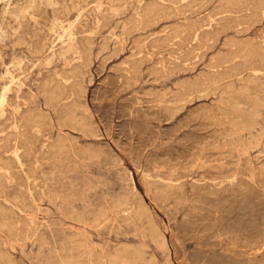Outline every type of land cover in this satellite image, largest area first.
<instances>
[{
	"label": "rangeland",
	"instance_id": "374dc122",
	"mask_svg": "<svg viewBox=\"0 0 264 264\" xmlns=\"http://www.w3.org/2000/svg\"><path fill=\"white\" fill-rule=\"evenodd\" d=\"M263 37L262 0H0V264H50L62 241L82 264L124 247L135 264H264V104L239 130L227 102L264 84L239 51Z\"/></svg>",
	"mask_w": 264,
	"mask_h": 264
},
{
	"label": "bare ground",
	"instance_id": "6f19581e",
	"mask_svg": "<svg viewBox=\"0 0 264 264\" xmlns=\"http://www.w3.org/2000/svg\"><path fill=\"white\" fill-rule=\"evenodd\" d=\"M239 1V0H238ZM264 2V0H262ZM242 3V2H241ZM243 4V3H242ZM257 20V19H256ZM189 31L192 33L193 36H196V31H197V27L192 26ZM263 34V33H262ZM254 36V35H253ZM258 38V37H257ZM234 49V48H233ZM237 51V50H236ZM235 51V52H236ZM239 51H242L244 55L249 56V57H257L260 61L263 62L264 65V37L259 40L256 41L254 43H246L240 46ZM233 54L228 53L227 55H224L219 62H216V65H220V63L222 62H227L229 58L232 57ZM214 73H217L216 71ZM121 78V76H120ZM122 80V79H121ZM215 83V75L213 76V74H209L207 77H203L201 80L199 81H195L192 82L190 84H187L186 86H184V89L188 92L190 89H198L199 91H205V89H199V87L202 86H210L211 84ZM229 86V85H228ZM252 87H254L253 85H249V84H245L243 87H241L238 91H234V90H228L229 94L227 96V102L229 103V112L231 115L230 120H232L233 126L236 127V129L239 130H248L250 128L253 127V125L255 124V119L256 116L259 113V107L262 106L264 104V84L262 85V87L260 89H258V93L254 94L251 93ZM255 89L258 88V86L255 85L254 87ZM260 92V95H259ZM262 92V94H261ZM50 94H52L50 92ZM154 103V102H153ZM247 105L246 108H244V106ZM170 116V115H169ZM200 118H202V116L200 115ZM187 119V118H186ZM204 119V118H203ZM202 119V120H203ZM27 121H32L31 118L27 119ZM79 121V120H78ZM205 124V122H204ZM208 126V125H206ZM198 127V126H197ZM203 127V126H202ZM217 130V129H216ZM214 132V131H212ZM85 133V132H84ZM221 133V132H220ZM210 135V134H209ZM214 135V134H213ZM219 136V135H218ZM221 136V135H220ZM207 138V137H206ZM217 138V136H216ZM223 138V137H222ZM60 139V138H59ZM77 139V138H76ZM218 139V138H217ZM221 139V138H220ZM73 140V139H72ZM222 140V139H221ZM64 141V140H63ZM63 141H60L57 143L56 148L58 151L62 150V148L65 146ZM243 143V142H242ZM238 146V145H237ZM236 146V147H237ZM243 146V145H242ZM87 148V147H86ZM231 148V147H230ZM229 148V150H230ZM88 149V148H87ZM91 149V148H90ZM95 150H93L92 152H94ZM233 151V150H232ZM89 152V151H88ZM90 151V153H92ZM97 152V151H96ZM99 153V152H98ZM97 153V154H98ZM199 153V152H198ZM94 154V153H93ZM92 154V155H93ZM224 154V153H223ZM16 155V154H15ZM195 155V154H194ZM219 155V154H218ZM231 155V153H230ZM99 156V155H98ZM96 156V157H98ZM192 156V154H191ZM199 156V155H198ZM18 156H16L17 158ZM90 157V156H89ZM220 158V156H218ZM232 157V156H231ZM191 158V157H190ZM194 158V157H193ZM233 158V157H232ZM192 160V159H191ZM116 161V160H115ZM202 162V161H201ZM230 162V161H228ZM238 162V161H237ZM202 163H205L202 162ZM235 163V162H234ZM175 164V163H174ZM187 164V163H186ZM225 164V163H224ZM229 164V163H227ZM185 165V164H184ZM188 165V164H187ZM193 165L194 162H193ZM201 165V164H199ZM232 165V164H230ZM178 166V164H177ZM233 166V165H232ZM243 166V165H241ZM179 167V166H178ZM190 167V166H189ZM174 168V166H173ZM192 168V167H190ZM231 167L229 166V169ZM172 169V168H171ZM177 169V168H176ZM184 169V168H183ZM124 170V169H123ZM225 170V169H224ZM231 170V169H230ZM233 170V169H232ZM231 170V171H232ZM179 171V169L177 170ZM241 171V170H240ZM124 172V171H123ZM188 172V171H186ZM213 172V171H212ZM223 172V171H222ZM239 172V171H238ZM176 173V172H175ZM215 173V172H214ZM221 173V170H220ZM143 174V173H142ZM177 174V173H176ZM223 174V173H222ZM227 174V173H226ZM229 174V173H228ZM236 174V173H235ZM242 174V172H241ZM246 174V173H244ZM118 175V174H117ZM174 175V174H173ZM221 175V174H219ZM180 176V175H179ZM215 176V175H212ZM226 176V175H225ZM236 176V175H235ZM238 176V175H237ZM243 176V175H242ZM245 176V175H244ZM183 177V176H182ZM177 178V177H176ZM179 178V177H178ZM167 179V178H166ZM182 179V178H181ZM230 179V178H229ZM165 180V179H164ZM243 180V179H241ZM166 181V180H165ZM171 181V180H170ZM239 181V179H238ZM155 183V182H154ZM166 183V182H165ZM164 183V184H165ZM244 183V182H243ZM234 184V183H233ZM249 184V183H247ZM245 184V185H247ZM168 185V183H167ZM208 185V184H207ZM206 185V186H207ZM238 185V184H236ZM241 185V184H239ZM243 185V184H242ZM252 185V184H251ZM169 186V185H168ZM172 186V185H171ZM178 186H180L178 184ZM248 186V185H247ZM246 186V187H247ZM167 187V186H166ZM208 187V186H207ZM213 187V186H212ZM238 187V186H237ZM236 189L239 190V187ZM162 188V187H161ZM165 188V187H163ZM215 188V187H214ZM254 188V186H253ZM232 189V188H231ZM241 189V188H240ZM246 189V188H245ZM161 190V189H160ZM159 190V191H160ZM223 190V189H222ZM254 190V189H252ZM164 191V190H163ZM168 191V189H167ZM243 191V190H242ZM156 192V191H155ZM169 192H171V190H169ZM245 192V191H244ZM163 193V192H162ZM253 193V192H252ZM159 194V193H158ZM166 194V192L164 193ZM163 194V195H164ZM167 194H170L167 192ZM166 194V195H167ZM169 196V195H168ZM205 196V195H204ZM250 196V195H249ZM163 197V196H162ZM161 197V198H162ZM177 197V196H176ZM179 197V195H178ZM253 197V196H252ZM66 198V197H65ZM138 198V197H137ZM174 198V197H173ZM180 198V197H179ZM246 198V197H245ZM244 199V198H243ZM248 199V198H247ZM176 200V199H174ZM179 200V199H178ZM249 200V199H248ZM251 200V199H250ZM117 202H121V203H126L129 206V214L130 217L137 219L139 221H143L145 223V228L147 230L148 235L150 236V238L152 239V241L156 244V246L161 249V250H165L166 249V242L163 238L162 233L158 230L157 226L149 219V215H148V211L146 209V207L144 206V204L141 202V198L140 199H136L134 201L130 200V196H128V194H123L122 196H120L119 198H117ZM178 202V201H177ZM176 202V203H177ZM180 203V202H179ZM173 204V203H172ZM76 217L77 220L80 219V215L76 214L74 215ZM5 219V218H4ZM87 224V223H86ZM77 228V227H76ZM80 228V227H79ZM141 228V227H140ZM78 229V228H77ZM83 231V230H82ZM263 234V233H262ZM85 235V234H84ZM264 235V234H263ZM262 236V235H261ZM67 237H71V236H67ZM255 238V237H254ZM252 238V239H254ZM258 239V237L256 238ZM255 240V239H254ZM40 241L43 242V239H40ZM260 241V240H258ZM44 243V242H43ZM261 245V244H259ZM249 246V245H248ZM253 246V245H251ZM254 248V247H252ZM264 248V247H263ZM251 249V248H250ZM257 250V249H255ZM70 252V248L69 246H67L65 244L64 241H62L58 248H54V252H53V257L51 259V263L50 264H69L72 261L74 262V264H82V261H78L75 260V257L73 255H68L67 253ZM131 252H139V250H131L130 248H121V249H115L114 253L112 254H105L104 258H102L103 260L101 261V264H135V256L131 253ZM257 252V251H256ZM97 262L94 261V264H96ZM93 264V263H90Z\"/></svg>",
	"mask_w": 264,
	"mask_h": 264
}]
</instances>
